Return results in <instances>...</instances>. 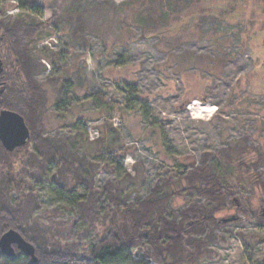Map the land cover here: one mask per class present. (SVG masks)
I'll return each instance as SVG.
<instances>
[{
	"label": "rangeland",
	"instance_id": "374dc122",
	"mask_svg": "<svg viewBox=\"0 0 264 264\" xmlns=\"http://www.w3.org/2000/svg\"><path fill=\"white\" fill-rule=\"evenodd\" d=\"M126 1L36 0L44 12L32 15L46 27L45 36L31 44L40 69L35 78L48 100L44 132L64 136L67 148L93 175L94 186L118 182L123 200L135 202L147 197L159 179H175L198 164L204 151L243 144L245 138L264 148V0H192L191 5L182 0L172 23L193 9L209 12L163 37L144 36L134 20L139 3ZM19 3L0 0V18L29 15ZM77 3L84 8L74 9ZM7 43L0 42L4 72L6 63L15 60ZM66 79H71L64 90L70 96L58 104L64 99L58 93L60 82ZM98 93L120 107L117 114L87 100ZM242 158L249 163L256 155L245 151ZM14 166L20 172L21 163ZM258 171L264 180V165ZM55 172L50 165L47 175ZM242 176L248 187L235 203L248 202L264 211V191L252 184L253 173ZM25 179V187L38 193L46 216L56 213L59 222L75 216L76 205L48 177L43 184ZM186 186L178 181L171 185V190L183 191L171 202L176 211L203 199ZM85 189L78 185L75 197ZM9 190L13 199L21 197L14 182ZM101 202H107V195ZM231 216L239 221L222 224L216 230L219 241L208 245L210 251L196 264H264V238L239 235H264V226L236 207L217 213L222 219ZM54 228L65 239L83 242L100 238L106 225L74 233L71 225L57 223ZM145 249L141 245L132 254L148 258Z\"/></svg>",
	"mask_w": 264,
	"mask_h": 264
},
{
	"label": "trees",
	"instance_id": "16d2710c",
	"mask_svg": "<svg viewBox=\"0 0 264 264\" xmlns=\"http://www.w3.org/2000/svg\"><path fill=\"white\" fill-rule=\"evenodd\" d=\"M18 1V6L28 9L29 15L0 18V32H3L0 42L4 45L10 42L6 49L15 58L6 63L7 70L0 75V79L5 80L0 93V112L6 109L22 114L31 138L13 150L7 149L0 140V167L6 168L5 172H0V236L9 229L19 231L35 245L38 261L32 262L29 255L16 249L14 257L0 251V264H196L210 251L208 245L219 241L216 230L226 222L217 217V213L236 207L256 225L264 226V211L251 208L248 202L238 206L237 201L248 187L242 173H253L255 180L252 184L259 185L264 191V180L258 171L264 165V148L249 144L248 138L243 144L228 145L216 152L204 151L198 164L181 171L176 180L169 176L159 179L147 197H137L135 202L123 200L118 182L107 181L101 188H96L93 175L85 171L83 160L67 148L64 136L44 132L43 116L48 100L43 84L35 78L40 69L31 46L35 39L45 36V23L32 17L43 14L44 9L36 0ZM181 1L128 0L123 4L139 3L134 20L144 36L163 37L166 33L188 28L209 12L207 9H193L172 23L170 19L179 11ZM184 2L191 5L192 0ZM82 4L77 3L73 8L83 9ZM0 58L3 60L2 56ZM70 82L71 79L60 82L58 93L64 99L58 104L70 96L64 91ZM87 100L111 115L120 109L99 93L87 97ZM245 151H254L255 160L244 161ZM17 161L21 163L18 173L14 168ZM50 165L56 166V172L48 176ZM28 176L41 184L48 177L58 192H64L76 205L75 216L62 222L57 221L56 213L46 216L41 211L38 193L25 187V177ZM176 181L185 182L187 191L195 192L203 199L195 200L179 211L171 208L174 196L183 192L171 190ZM12 182L21 192L19 199L10 195ZM78 185L86 186L85 194L75 197ZM104 195H107V202L102 203ZM237 218L234 220L238 222ZM57 223L71 225L73 233L97 224L106 225V229L100 238L81 242L63 238V234L54 228ZM239 235L244 239L264 238L258 233L247 235L240 232ZM141 245L145 246L144 253L149 259L133 256L132 250Z\"/></svg>",
	"mask_w": 264,
	"mask_h": 264
},
{
	"label": "water",
	"instance_id": "95a60500",
	"mask_svg": "<svg viewBox=\"0 0 264 264\" xmlns=\"http://www.w3.org/2000/svg\"><path fill=\"white\" fill-rule=\"evenodd\" d=\"M30 138L31 131L22 114L6 109L0 112V140L7 149L13 150L25 145ZM235 218L236 216H231L223 218V221L227 222ZM16 249L29 255L32 262L38 261L35 245L26 240L19 231L9 229L0 236V251L14 257Z\"/></svg>",
	"mask_w": 264,
	"mask_h": 264
},
{
	"label": "flooded vegetation",
	"instance_id": "af4514ba",
	"mask_svg": "<svg viewBox=\"0 0 264 264\" xmlns=\"http://www.w3.org/2000/svg\"><path fill=\"white\" fill-rule=\"evenodd\" d=\"M4 62L3 60L0 58V75L1 73L3 72L4 70ZM4 84V79H0V93L2 92L3 88H2V85Z\"/></svg>",
	"mask_w": 264,
	"mask_h": 264
}]
</instances>
